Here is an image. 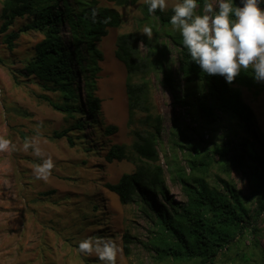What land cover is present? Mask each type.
<instances>
[{"label": "rangeland", "instance_id": "1", "mask_svg": "<svg viewBox=\"0 0 264 264\" xmlns=\"http://www.w3.org/2000/svg\"><path fill=\"white\" fill-rule=\"evenodd\" d=\"M96 1L101 7L115 8L122 17V23L118 28L109 29L98 43L103 58L98 63L100 71L94 78L93 93L100 100V108L93 119L84 116L79 120L80 115L69 116L52 108L40 96L47 95L62 103L60 96L44 91L37 80L22 73L25 61L42 39L36 31L20 32L30 18H16L7 32L0 33V136L15 145L14 149L0 152V264H98L94 253L83 256L76 250L78 241L86 237L112 240L119 249L117 264H199L196 260H158L146 246L157 229L155 224L141 213L136 204H121L106 184L118 182L122 174L133 172L138 164H159L164 169L168 194L176 201L184 202L181 186L171 180L166 162L176 157L179 165L189 173L186 159L190 153L172 144V127L175 137L182 135L180 143L192 145L212 159L206 175L211 187L222 191V181H227L233 183L242 195L249 196L252 188L250 176L241 174L234 167L225 172L221 158V155L228 158L247 133L239 120L219 111H215V118L211 121L209 117L203 118L194 105L180 107L173 104L171 94L159 81L160 76L151 74V104L161 117L162 133L156 160L138 156L131 147L135 139L133 130L139 127L137 122L144 115L138 113L134 119L129 117L126 71L115 57V49L118 35L128 32L142 35L146 25L137 28L136 22L142 17L141 6L145 2L140 0L133 6L120 7L109 0ZM174 3L175 0H167L165 10L172 9ZM196 12L199 14L198 8ZM11 31L19 32V37L9 50L3 40ZM62 31L68 38L67 26H63ZM167 47L174 79L181 89L184 83L177 74L178 51L168 41ZM141 48L144 51L143 46ZM86 77H90V72L83 74V78L79 72L77 81V93L84 108ZM140 80L137 75L132 81ZM108 83L121 91L123 113L113 115L109 111L114 96L103 90ZM233 86L252 110L256 127L264 138V83L254 81L248 86ZM89 119L93 122H88ZM174 119L178 128L173 126ZM78 123L84 126L82 130L70 131L73 145L65 136L53 138L55 132H62ZM108 126H116L117 132L107 135L105 128ZM26 140L35 141L42 157L35 156L31 147L25 150ZM112 145L124 146L127 158L107 162L105 155ZM49 157L54 162L51 174L47 180H37L35 167ZM113 199L118 208L114 207ZM124 235L129 237L128 244L123 241ZM213 264H264V231L259 230L255 235L246 232L227 250L221 251Z\"/></svg>", "mask_w": 264, "mask_h": 264}, {"label": "trees", "instance_id": "2", "mask_svg": "<svg viewBox=\"0 0 264 264\" xmlns=\"http://www.w3.org/2000/svg\"><path fill=\"white\" fill-rule=\"evenodd\" d=\"M115 6H133L140 0H109ZM208 0H198L201 13ZM234 2L239 5L238 0ZM142 17L136 22L137 28L143 24L152 29V37L128 32L118 35L115 57L126 71L125 93L128 113L134 119L138 113L144 117L133 130L132 149L138 156L150 160L157 159V148L162 133V123L155 107L151 104L150 75L160 76V83L171 94L173 104L180 107L196 106L203 118L213 121L215 111L239 120L247 136L240 139L225 158L224 171L234 167L241 174L251 178L249 196H244L230 182L222 181V191L211 187L206 175L212 159L207 153L192 145L179 142L181 134L175 137L171 127V142L174 146L187 149L186 159L189 173L182 168L176 157L167 160L166 168L173 182L180 184L185 196L184 202L176 201L168 194L161 165L141 163L131 173H124L118 182L106 184V188L117 195L121 204H136L141 213L156 226L154 235L147 247L160 261H192L199 264H213L214 259L224 249L227 250L237 238L246 232L255 235L264 231V138L256 127L252 110L242 101L241 94L234 84L252 85V71L249 68L228 84L221 76H207L187 55L178 32L172 30L169 18L171 9L150 15L147 5L141 6ZM27 16L22 31H36L42 39L35 45L33 54L23 66L25 77L37 80L44 91L56 93L62 103L53 101L47 95L40 99L52 108L69 116L96 117L100 100L94 96L95 75L100 71L98 63L103 56L98 43L108 30L118 28L122 17L115 8L101 7L96 0H3L0 12L2 24L0 33L8 31L16 18ZM67 26L68 38L62 28ZM19 32L11 31L4 36L3 43L9 50ZM167 41L177 48V74L183 81L180 89L174 79V70L168 59ZM144 51L142 50V47ZM85 78V107L77 93V81ZM84 72V73H83ZM139 75L140 82H133ZM16 78V77H15ZM199 92V93H198ZM88 122H93L89 119ZM87 122V124H88ZM174 119L173 126H175ZM84 124H76L62 132H55L53 138L66 137L73 145L70 131L83 129ZM175 128H178L176 125ZM107 135L117 132L116 126L105 128ZM179 132V129H178ZM173 136V138H172ZM185 136V135H184ZM224 146V145H223ZM225 152V150L223 151ZM125 147L112 145L105 155L107 162L126 159ZM262 224V227L259 225ZM125 244L128 235L123 236Z\"/></svg>", "mask_w": 264, "mask_h": 264}, {"label": "clouds", "instance_id": "3", "mask_svg": "<svg viewBox=\"0 0 264 264\" xmlns=\"http://www.w3.org/2000/svg\"><path fill=\"white\" fill-rule=\"evenodd\" d=\"M152 15L164 12L167 0H144ZM264 0H211L197 13L198 0H175L169 23L181 37L182 46L202 73L221 76L231 84L242 71L251 68L252 78L264 83ZM152 37L148 26L141 33ZM42 157L35 141L26 140L24 148ZM14 149L12 142L0 136V152ZM54 167L49 157L42 159L34 169L37 180H47ZM77 252L83 256L95 254L98 264H117L118 247L112 240L83 238L77 243Z\"/></svg>", "mask_w": 264, "mask_h": 264}, {"label": "bare ground", "instance_id": "4", "mask_svg": "<svg viewBox=\"0 0 264 264\" xmlns=\"http://www.w3.org/2000/svg\"><path fill=\"white\" fill-rule=\"evenodd\" d=\"M113 78V77H112ZM115 80H116V77H114ZM113 78V79H114ZM110 81V80H109ZM108 81V82H109ZM112 82V81H111ZM107 83V82H105ZM116 83V81H115ZM109 84V83H108ZM107 84V85H108ZM112 84V83H110ZM110 84L108 85L107 88H104L103 87V90L104 92L106 91L107 95L109 96H114V102L110 104V108H109V111L113 114V115H117V114H120V113H123V106H122V93L120 90H115L113 89L114 86H110ZM105 85V84H104ZM114 85V84H113ZM110 116V115H109ZM110 195V194H109ZM115 197V196H114ZM113 198V197H112ZM113 201V205L115 208H118V203L115 201V199L112 200Z\"/></svg>", "mask_w": 264, "mask_h": 264}]
</instances>
